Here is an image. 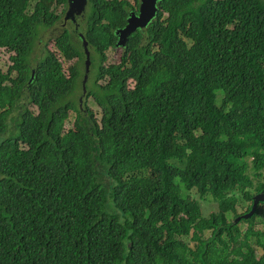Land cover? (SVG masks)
Listing matches in <instances>:
<instances>
[{"label":"trees","instance_id":"trees-1","mask_svg":"<svg viewBox=\"0 0 264 264\" xmlns=\"http://www.w3.org/2000/svg\"><path fill=\"white\" fill-rule=\"evenodd\" d=\"M157 6L107 66L130 2L88 0L81 29L68 0H0V264H264V205L240 218L264 194V0ZM80 35L100 57L84 105L63 67Z\"/></svg>","mask_w":264,"mask_h":264},{"label":"rangeland","instance_id":"rangeland-1","mask_svg":"<svg viewBox=\"0 0 264 264\" xmlns=\"http://www.w3.org/2000/svg\"><path fill=\"white\" fill-rule=\"evenodd\" d=\"M121 1H123V0H121ZM125 1L130 2L132 5V8L136 7V5H137V0H125ZM140 3H141V1H140ZM64 9H65V7H58L56 9V12L60 15L63 13ZM80 16H78L79 19L77 18L78 21L73 22V24H75V23L79 24L80 28L82 29V28H84L82 25L84 23V20H82L83 18ZM167 16H168L167 14H164L163 19H165ZM63 19H64V16H63ZM163 19H161V21H163ZM66 22L68 23L69 21H66ZM65 28L72 30V27L68 24L65 27L58 26L54 30V32H52V33L48 32V33L44 34L43 35V39H44L43 44L47 43L46 46L48 47V49L56 52L55 43H54L53 39L60 36ZM82 53H83V51H82ZM11 55L12 54L7 49H1L0 50V69L4 72H8L10 66L12 65ZM123 55H124L123 49H121V48L111 49L108 52V61H107L106 65L109 66L111 64L121 63ZM94 62H96V64L98 65L100 63V57L96 52L91 50V67H89V68H91V71H89L86 86L89 84H92V82H94L96 77H97V72L95 70ZM85 63H86V58H83L82 60L74 59L72 62H68V63L63 61V64H64L63 67H64V71L66 74H68V68L72 65H75L76 68L78 69L79 74H81L80 79L77 80L75 90L71 94L72 99H70V100L76 101L77 103H79V105H84V102L80 101V99H82L81 97L83 95L82 94L83 81H84L85 75H86ZM131 85L134 86L133 83ZM87 106H88V108H91V111L93 113H95V119H97L98 122L101 123L102 119H103V111L101 110V108L96 104V102L93 99L88 100ZM31 109L35 113H38V108L36 106H32ZM75 119H76V113L71 112L69 120L67 121L66 126H64L65 127L64 133L65 132L68 133L69 131H71L74 128ZM262 175H263L262 179H264V169L262 171ZM194 193L195 192L193 191L191 194H194ZM260 194H262V192H260ZM238 199H239V203L237 206V211H236V213L228 216L229 220H232L236 215L244 214L248 205L250 204V202H247V201L244 202V200L242 198H238ZM217 206L218 205L215 202L203 203L202 208H204V212L208 215L209 213L216 211ZM263 220H264V206H261L259 209V216L255 221L256 222L255 226H256L257 230H263L264 229ZM247 226H248V224H246V223L240 224L242 231H245L247 229ZM260 252H262V251H259V253Z\"/></svg>","mask_w":264,"mask_h":264},{"label":"water","instance_id":"water-1","mask_svg":"<svg viewBox=\"0 0 264 264\" xmlns=\"http://www.w3.org/2000/svg\"><path fill=\"white\" fill-rule=\"evenodd\" d=\"M88 0H68V11L66 12L65 21L76 22V18L85 12V7ZM160 0H141V7L139 14L133 12L128 20L126 28L117 32L119 36L118 48H125L129 42L130 36L138 32L140 29H145L157 16L158 2ZM82 39V36L80 35ZM82 48L86 59V75L83 81V96L87 94L86 82L88 78L89 67H91V51L87 48L86 42L82 39ZM82 101V99H80ZM264 203V194H257L253 197L251 210L242 215L240 218L246 220L249 219L257 210L259 203ZM239 218V219H240ZM237 219V221L239 220Z\"/></svg>","mask_w":264,"mask_h":264},{"label":"flooded vegetation","instance_id":"flooded-vegetation-1","mask_svg":"<svg viewBox=\"0 0 264 264\" xmlns=\"http://www.w3.org/2000/svg\"><path fill=\"white\" fill-rule=\"evenodd\" d=\"M141 1V0H140ZM86 7H87V5H86ZM85 7V8H86ZM140 7H141V3H140V5L138 4V2H137V5H136V7H135V12L137 11L138 12V14H139V12H140ZM134 12V11H133ZM133 12H131L130 14H132ZM131 16V15H130ZM130 18V17H129ZM129 18H128V20H129ZM128 25V24H127ZM127 27V26H126ZM125 27V28H126Z\"/></svg>","mask_w":264,"mask_h":264},{"label":"clouds","instance_id":"clouds-1","mask_svg":"<svg viewBox=\"0 0 264 264\" xmlns=\"http://www.w3.org/2000/svg\"><path fill=\"white\" fill-rule=\"evenodd\" d=\"M89 51H91V50H89ZM85 57V56H84ZM87 59V58H86ZM257 195V194H256ZM261 204H263L264 205V203H261Z\"/></svg>","mask_w":264,"mask_h":264}]
</instances>
